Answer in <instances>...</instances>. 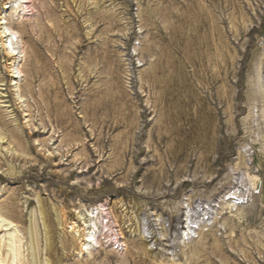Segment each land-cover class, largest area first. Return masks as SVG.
<instances>
[{
  "label": "rangeland",
  "instance_id": "1",
  "mask_svg": "<svg viewBox=\"0 0 264 264\" xmlns=\"http://www.w3.org/2000/svg\"><path fill=\"white\" fill-rule=\"evenodd\" d=\"M1 259L264 264V0H0Z\"/></svg>",
  "mask_w": 264,
  "mask_h": 264
},
{
  "label": "bare ground",
  "instance_id": "2",
  "mask_svg": "<svg viewBox=\"0 0 264 264\" xmlns=\"http://www.w3.org/2000/svg\"><path fill=\"white\" fill-rule=\"evenodd\" d=\"M10 7H4V9H6V10H8ZM11 31L10 30H6L5 29V34L6 33H9V34H7V37L9 38V42L7 43V41H5L4 43H3V45H4V47L8 50V51H12L11 50V48L15 45V44H13V42L15 41V37H16V34H14V33H10ZM9 44V45H8ZM2 45V46H3ZM10 49V50H9ZM9 53V52H8ZM10 53H13V52H10ZM17 55V54H16ZM16 57V56H15ZM13 72V71H12ZM15 72V71H14ZM15 74V73H14ZM16 78V77H15ZM15 78H13V79H15ZM263 80V79H262ZM213 203V202H212ZM204 205H206V204H204ZM210 205V204H209ZM207 208H209V210H210V207H206V208H203L204 209V211H208L207 210ZM202 210V209H201ZM110 214V213H109ZM112 214V213H111ZM187 214V213H186ZM185 216H187V215H185ZM180 222V221H179ZM93 225V224H92ZM185 226V225H184ZM87 227V226H86ZM87 229H89L90 231L86 234V241H89L91 238H92V236H93V234H94V232L93 231H91V228H90V226H88V228ZM181 229V228H180ZM118 232V231H117ZM184 235V234H183ZM11 237V236H10ZM150 239V238H149ZM115 241V240H114ZM116 243V242H115ZM83 246V245H82ZM16 249V246L13 248V250H15ZM82 250V249H81ZM10 260H4V259H1V261H0V264H16V260L15 259H13L12 260V263L11 262H9Z\"/></svg>",
  "mask_w": 264,
  "mask_h": 264
}]
</instances>
